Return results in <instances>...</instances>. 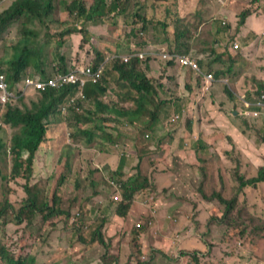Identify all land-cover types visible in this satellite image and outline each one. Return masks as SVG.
I'll list each match as a JSON object with an SVG mask.
<instances>
[{
  "label": "trees",
  "instance_id": "16d2710c",
  "mask_svg": "<svg viewBox=\"0 0 264 264\" xmlns=\"http://www.w3.org/2000/svg\"><path fill=\"white\" fill-rule=\"evenodd\" d=\"M68 1L71 3L69 6L70 11L77 10L81 13L80 11L84 7L80 1ZM118 1L113 0L108 6L105 0H97L95 8L101 11L104 10V12L106 10L110 13L116 8L115 4ZM208 1L211 0H153L144 9L146 3L136 0L134 1L133 15L135 23L140 24V32L149 31L151 27L154 30H160L161 34L164 35V41L161 45L170 46L183 39L177 45L176 52L181 53L178 51L180 50L196 58L199 65L208 71H212L215 78L220 79L222 76L231 75L236 65L241 62L240 56L244 47L240 48L239 46L238 51H236L232 46L234 43L239 41L240 38L246 42L251 33L256 38L264 37V31L262 33L253 32L255 26L248 22L249 18L255 13L253 6L262 0H228L227 9L230 14L225 23L223 17H220L217 12V3L211 2L208 4ZM50 6L51 4L46 5L45 2L44 5L37 7L35 0H0V29L10 30L17 36L26 37L28 34L26 26L22 25L20 27V18L24 17L22 13L30 10L32 13H30L31 15L28 18L36 16L41 18L48 14ZM160 13L162 15L157 16ZM170 25L174 26V31L167 30ZM132 35L133 33L129 34L127 38H130ZM194 39L195 41L191 45L190 41ZM262 57L264 58V51L262 52ZM3 59L6 60L5 64L7 67L3 66ZM61 60L63 61V67L59 71L64 73L69 72V67L65 60ZM103 60V56H96L91 65L95 68L99 67ZM28 65L29 60L24 55H21L18 61L12 55L0 57V72L7 70L9 81L11 84L16 83L20 90L23 89L24 79L26 78L25 68ZM128 72L127 66L121 63L120 59L109 60L105 64L101 80L97 84L89 82L84 88L86 98L69 107L66 112L62 111V107L65 105L69 95L74 94L80 88L79 84L67 85L63 88H49L46 91H36L32 94L30 104L27 97H24L27 103H24L21 98L12 100V107L8 104L9 108L5 113L4 120L6 127L9 128L8 132L10 134L15 132V134L11 140L9 139L11 141L9 151L6 142L0 137V166L3 169L5 164L8 167L10 162L13 163L10 178L25 179L26 189L32 195V203L29 206L19 205L11 197L9 188H5L0 184V204H3L2 207L0 206V218H3L2 223L5 225L15 220L19 226L21 225V227L29 230V234L27 235V232L21 229L22 238L20 241L24 245V248L17 251L9 249L6 246L0 248V257L4 264H33L37 259L36 253L38 247L43 245V241L39 238L41 237L39 233L46 232V238L49 240L53 236V241L57 242V244L62 243L61 239H64L63 242H66V234L68 232L74 231L77 233L79 228L82 227L74 218L97 223V229L94 228L96 229L95 235L88 237L87 234L82 232L80 233V237L77 236V239L72 243L67 242L66 253L71 258L69 259L60 253L59 256H61L62 260L66 259V262H62L61 264L120 263L124 251L121 240L124 237L127 239V247L129 249L127 255L129 259H126L127 261L130 260L128 261L129 264H149V260L147 262L145 259H142L143 256L152 257L158 253L170 257L172 251L180 244L179 241L170 236H164L162 239L158 238L160 230H157V225L162 228L165 222L173 220L172 217L175 215L168 213L162 219H158L157 217L165 209L171 210L176 205V201L172 199V192L175 193L178 185L183 189V187L186 188L187 183L193 180V177L196 179L194 173L197 168L194 164H185L181 168L185 178L184 182L179 183L175 179L174 184L170 183L166 185L167 181H165L160 186L155 175L156 167L146 174H143L141 169L145 153L152 152L155 149V145L152 143V140H148L136 146V143H138L137 136L134 142L135 149L132 153L135 158L130 166H121L122 163H120L111 172L113 174L112 179L115 182H120L119 188L123 193L121 200L117 201L118 206L116 211L111 215L107 214V218H102L99 213H102L104 210L108 211L109 209L98 206L95 202L93 205H90L88 201L89 190L85 189V201L78 212L76 208L75 210L74 208H70L74 206L73 198H65L59 192H56L49 201L39 196L40 188L36 182L39 180L35 178L36 168L33 167L35 157L32 153L34 146L31 144V141L36 144L40 143L45 136L51 133L53 127L57 126L60 129L59 133L61 135H65L66 131H69L73 140L84 142L85 144H91L95 137H101L105 140L108 139L115 145L116 138L111 129L113 126L120 128L124 126L123 122L118 118L122 117L126 118L133 127L130 132L131 136L140 132H149L157 140L159 139L158 135H156L157 125L161 121L164 125L180 122L182 129L190 132L194 123L191 110L194 109L198 101L201 103L206 95H209L207 104L205 100L201 105V111L197 112V123L206 119V124H209L213 130L218 132L220 130L219 123L223 122L218 117L222 115L229 120L230 124L235 125L241 136L246 139L252 137L249 131L253 130L251 129L253 123L245 116H237L236 118L230 116V120L226 115L228 110L225 104L219 101L215 88L210 87L208 93L204 91L202 95L205 84L203 75H195L192 71L186 72L184 87L189 95L188 97L180 98V84L177 80L175 67L171 69L163 67L161 70H157L147 63L143 70H138V73L133 77H128ZM247 79L249 80L248 77ZM248 83L249 87L245 86L244 88L245 93L249 89H253L255 97L262 94L264 83L255 84V81L251 83L250 80ZM12 89L13 86L10 87V90ZM225 91L229 98L234 100V92L228 84L225 86ZM253 94L254 92L250 96ZM194 96H198L199 98L194 99ZM175 101L184 103L180 107L182 108L181 113H176L179 107H173L171 111L165 113L166 105ZM116 103L123 105L121 111H119ZM200 103L198 104V109ZM127 106H131V108L125 109ZM177 114L179 115V120L174 119V116ZM94 121H97V125H95ZM107 123H110L111 127L107 126ZM84 124L88 125L90 130L80 128ZM5 130V128L0 127V133ZM255 133L260 140L258 146H264V136L257 134L256 131ZM150 134L149 138L146 139L151 138ZM194 136L197 140L195 149L201 151V144L205 146L202 141L204 135L201 132ZM231 138V135L226 136L228 140H231ZM229 144L234 145L231 141ZM256 145V143L253 145L249 144L247 149L255 152L256 155L262 157L264 160V155L260 152V149L256 148ZM59 153L61 154L60 160L56 166L54 165V177H52V184H55L57 188L72 185L74 189L78 190L81 188L79 185L80 178H84L87 181L86 183L91 186L102 181L101 176L105 173L101 167L93 166L91 162H88L83 167L84 170L81 171L82 165L78 166L74 158L68 156V154H63L62 150ZM225 153L233 161L231 166L233 171L227 173L229 181L235 179L237 181L235 185H237L238 190L233 193L231 198H227L224 194L226 180L220 174V178H223L224 182L214 187L210 194L202 192L204 199L217 201L219 206L218 212L212 211L210 207V212L198 210L197 206L185 219L188 222L189 228L194 226L195 231L204 226L200 236H204L207 246L204 251L201 248L194 250L193 258L195 264H210L213 261H221L227 253L233 254L234 250L231 249L232 246L230 245L232 238L243 240L241 246H236L237 250L241 252V258L258 263L254 257L256 255L264 260V238L262 237L264 216L255 211H249L242 215L238 213L236 215L232 214L235 208L245 210L247 205V202L240 199L238 194L243 192L245 195H250L248 193V186L257 189L258 183L264 182V162L254 167L248 161L247 156L236 149L234 150V154L228 151ZM174 156L177 157L176 163L173 160ZM185 158L188 159L190 157L185 156ZM179 159V153H172L169 156L173 167L177 166ZM197 160L199 162L204 161L199 155H197ZM2 161H4L3 164ZM65 163L68 164L70 171H78L77 178L73 183L68 182L70 181L69 177L65 178L61 175L64 171ZM89 167H95L96 170L102 172L100 178L97 177L96 181L85 176ZM205 167L201 166L200 170L203 174L202 178L207 180L210 171L213 169L203 170ZM245 167L248 169L243 170ZM251 167L253 168V173L249 172ZM99 173L97 172L96 175ZM104 182L110 190H116V187L110 182L108 177L104 179ZM31 187H34L35 194L32 193ZM143 191L145 192V196L141 203L137 197ZM167 191L168 193L165 195ZM262 195L263 193L260 195L259 202L262 200ZM159 196H164L165 199L159 201ZM170 197L172 198L168 199ZM176 200H181V197H178ZM138 207L142 208L140 209L141 222L136 223L133 215ZM14 209L17 210V217L15 218V215L7 220L5 213ZM55 210L62 211L68 216L72 214V220L63 217L60 223L59 218H55L59 212ZM33 216L38 217L42 222H49L51 225L59 224L60 227L53 229V233H51L52 229L42 227V232L39 231L41 226H37L38 232L34 235L33 227L36 225L33 222ZM180 218L181 220L176 227H182L181 235L186 236L187 231L185 230L184 218L182 216ZM142 227L145 230H141L140 234L136 235L137 239L131 243L129 236H132V232L139 233V228ZM56 233L64 234L59 241L55 239ZM186 254L188 252H183V255ZM55 259L58 260L60 258ZM170 260L166 257L164 258L166 263L170 262ZM187 263L185 261L183 264ZM261 264H264V261Z\"/></svg>",
  "mask_w": 264,
  "mask_h": 264
},
{
  "label": "rangeland",
  "instance_id": "374dc122",
  "mask_svg": "<svg viewBox=\"0 0 264 264\" xmlns=\"http://www.w3.org/2000/svg\"><path fill=\"white\" fill-rule=\"evenodd\" d=\"M46 2V5H61L63 4L62 0H35V4L37 7H40L41 5H44ZM212 2H216L217 5H221L227 6V2L228 0H214ZM211 1H208V4H210ZM253 9H255V13L254 15H252L248 22L254 24L255 26V30L253 32H259V31H264V0L256 3L253 6ZM32 13L30 10H27L25 15L27 17H29ZM32 21H34V25H37V21H39V18L36 17H31ZM225 22L227 21V19L224 20ZM84 24H77L74 26V28L77 29H83ZM261 31V33H262ZM85 34V33H84ZM32 30H30L27 34V36L25 37L26 40H28V43L32 42ZM86 35V34H85ZM195 38H196V33L194 34ZM158 36V37H157ZM141 37L146 38L147 40H140L139 44L142 46L143 43L144 44H161L164 41V35L161 34L160 30H154L153 27L150 28L149 31H146L144 33V35H141ZM139 39V37H138ZM256 39L255 36H253V34L251 33L248 36L247 41L245 42L244 40H242V38H240L239 41H237V43H239L240 48L244 47V50H242L241 52V62L239 63V71L240 70H245V73H243V78L241 79H233V77L230 76H222V83H216L217 85H220V89L218 90L219 92H222L225 89V86L228 84L233 92L235 94H240V95H245V100L248 101L250 99H252L253 95L250 96L252 94V92L255 91L253 89H249L248 91H244L245 86L249 87V83L248 81L250 80L251 83H253L255 81V84L259 83V81H257L255 78H252V72L250 71L252 68H256L257 74L263 75L264 76V58L262 57V52L264 51V40H262L259 44H256V42L253 43V41ZM3 41V44L7 47L2 48L1 50V45ZM68 41V39L66 40ZM194 40H191L190 43L191 45L194 43ZM74 44H76V41L73 40ZM22 44H24L23 42V38L22 37H16V35L13 38L10 39H1L0 38V52H2L6 57H9L10 55H14L16 52L20 53L22 48ZM113 45V44H112ZM135 45V42L133 40H129L127 43V50L131 49L133 46ZM233 46V45H232ZM248 47V48H246ZM142 48V47H141ZM194 50V49H193ZM233 50V49H232ZM67 51L68 49L62 53V58H64L67 62V65L69 67V71L74 73L75 69L73 68L74 66H72V64L68 61V56H67ZM181 53H184L180 50H178ZM238 51V50H236ZM75 52V51H74ZM23 54H26V59L30 60V56H27L26 52H23ZM16 57V56H15ZM149 58V50H143V52H136L134 55H131L128 59V61H125L124 59L121 60V63H123L124 65L127 66L128 68V77H133L134 75H136L138 73V70L141 69L143 70L145 64L147 63V59ZM72 60L75 62L74 58H72ZM82 60H84V56L82 57ZM3 66L7 65L6 60H2ZM75 65V64H74ZM6 74H8V71H5ZM37 74V73H36ZM249 78V80L247 79V77ZM7 79H9V76H6ZM35 79H37V77L35 76H31L30 80L31 82H33ZM218 80V79H215ZM254 85V84H252ZM28 90V88L26 89ZM226 92V91H225ZM249 94V96H248ZM33 95H31L30 97H28L27 100L29 101L31 99ZM226 96H228V94L226 93ZM229 97V96H228ZM219 101L222 98H219ZM234 105L231 107V113H229L230 110H228V113L230 114L229 117L231 116L232 118L234 117V114L232 113V111L237 110L238 108L241 109L240 113L243 115V112L245 111V108L243 106V104L241 103V100L238 99L237 101L233 100ZM198 106H194V112H197ZM182 108H179L176 113H181ZM233 114V115H232ZM239 114V113H238ZM236 116V115H235ZM246 117V116H245ZM249 121L251 123H253V126L250 130V135L253 136L254 141L259 144L260 140L258 139L255 131L257 132V134L264 136V119L260 120V121H256V120H252L251 118H248ZM258 122V123H257ZM81 128V127H80ZM163 130V125H161V130H157V132L159 133L158 138H161L165 135L161 134V131ZM255 130V131H254ZM48 133V132H47ZM15 134V132H13L12 134H10L7 130L2 132V134L0 135V137H3V139H5L7 142H9V139L11 140L13 135ZM150 134L149 132H140L137 134H133V136H131V134L129 132H127L123 137H121L117 142H118V147L116 149V153H114L112 147L107 146V145H103L102 147L99 146L97 148V152L95 153V151H92L93 153L89 154V159L88 162H91L93 166H96V164L100 165L104 170H107V172H109L108 168L106 165H102V163L100 162L101 159L107 156V160L110 161V163L113 166H116L118 164V156H120L121 154H123L121 157L123 159L124 165L129 163L130 166V162L133 159V156L131 155L133 153L134 148V142L135 139H137L136 137L138 136V143H136L137 145H141V142H145L148 140H152L155 141L154 137L150 134V139H146V135ZM166 134V133H165ZM157 135V134H156ZM167 139V138H164ZM164 139L162 138L161 140L164 142ZM177 143L176 146L180 147V146H185L186 149H190L192 151V149H194L195 147V142L191 139V137H188L186 139V137H183L182 139H180L179 137H176ZM160 141V140H158ZM202 142V141H201ZM79 143V141L73 140V145H77ZM210 143H213V140L210 141ZM31 144L34 146L32 153L34 155V157H42V158H46L49 159V170L47 168V165L42 164L41 162H37V168H36V179L39 181H36L40 191H39V196L42 198H45L47 201H49L55 194L56 192L61 193L65 198H73L74 201V206L70 207V208H76V211L79 212V208L81 207V205L84 203L85 201V189L89 190V196H88V201L90 203V205H93L94 202L99 203V201L95 198H97L96 195V191L94 186H91L89 184H87L84 180V178H80L79 179V185L81 188H79L78 190L74 189L72 185H66L65 187H61V188H57V186L54 184H52V180L48 178V175L54 177L53 174V168L55 164H58L59 161L56 159L59 155L57 154L56 150L58 149H54L52 147L51 144H49V140L47 139V136H45L43 138V141H41L40 143L36 144L33 143L31 141ZM25 145V144H24ZM213 146V144H211ZM108 147L107 150H105V147ZM72 149H74L73 146H71ZM102 149L101 152L98 154V150ZM201 149H202V154L204 156V160H205V165L206 167L203 170L206 169H213L212 171H210L209 176L207 177V180L197 176L196 179L193 177V180L190 183H187V185L185 186L186 188L183 187V189H180V191L178 193H173L172 192V197L168 198V199H174L176 201L177 204H179V206L181 204L184 203V210L185 212H180V211H176V208L178 206H174L171 210H167L165 209L164 211H162L159 216L157 217L158 219H162L165 214H172L175 216L178 215H182V217L184 218V225H185V230L188 231L189 230V225L188 222L185 221V219L187 218V216H189V214L198 206L199 209L204 205V207H202L200 210L203 211H207L210 212L209 207L212 208V211H216L218 212V203L217 201H211V200H206L202 197V192L205 193H211L212 191V186H217L218 184H222L224 182L223 178L218 179L216 177L217 175V166L214 164L213 160L216 158V153L217 150L214 148L213 149H209L208 147H205L203 144H201ZM226 150H228V152H230L231 154H234V150H238L240 152H242V154L247 155V152L242 148L239 147L236 143L234 145H227ZM82 150V149H81ZM63 154H68L70 156V154L72 156L75 155V152L73 150H70L66 147V145L62 148ZM191 153H187L188 156H190ZM145 155V159L142 160L141 163V169H142V173L146 174L147 172H150V170L153 168L152 163H156L157 159L155 157H153L152 155ZM160 160L159 164L162 165L161 167H156V171H155V175H156V179L159 182L160 186L163 185L166 181V173L165 170H163L165 168L163 159H166L164 156H162V154H160ZM206 158V159H205ZM173 160L175 161V163L177 162V157L174 156ZM145 161V166L143 167V163ZM4 161H2L3 164ZM87 162V163H88ZM86 163V164H87ZM76 164L82 165L81 167V171L84 170L83 167L86 166L85 163L80 164L78 161L76 162ZM10 165H12V162H10V164L8 165V167H6V164L4 165L3 171L6 173L9 171ZM88 166V165H87ZM127 166V165H126ZM51 167V169H50ZM257 167V166H256ZM248 168L245 167L243 170H247ZM221 171V169H219ZM233 169L230 171L232 172ZM97 172H100L99 174L96 175ZM249 172L253 173V168L251 167ZM53 174V175H52ZM63 174H68V172L64 171L61 173V175L63 176ZM102 174L101 171L96 170L95 167H89L87 173L85 174V176L92 178L94 181H96V178L99 177ZM78 175V171H70L69 173V177L73 178L71 181L68 182H74L75 179L77 178ZM102 181H104V179L107 177V174H103L102 176ZM42 179V181H41ZM237 181L235 179H232L231 183L228 185L227 191H226V196L227 198H231L230 197V193L232 191V189L235 186V183ZM0 184L2 185V182L0 181ZM4 187V185H2ZM201 188V189H200ZM32 189V193L35 194L34 191V187H31ZM9 191H10V195L11 197H13L21 206H29L32 203V195L27 191L26 189V181L24 180H19L17 182H12L11 180H9ZM107 192L112 195L115 194L117 195L118 193L123 197V193L121 192V189L118 188V192L115 193V189H109L107 188ZM168 191L166 192L165 195H167ZM248 193L251 196L252 199V204H251V208L250 211H255L259 214H261L262 216H264V182L258 183V188L255 189L253 187L248 186ZM263 193L262 195V200L260 201V195ZM91 194V195H90ZM145 196V192L143 191L141 194H139V196L137 197V199L142 203V200L144 199ZM178 197H181V200H176ZM161 199H165L164 196H159V201ZM1 200V198H0ZM259 200V201H258ZM110 204L115 203L114 200L113 202H110ZM3 204H0V206L2 207ZM98 205V204H96ZM117 204L115 203V205H112V208L109 209L108 211L104 210L102 213H99L101 215L102 218H107V214H112L114 211H116L117 208ZM208 206V207H206ZM247 206V205H246ZM140 207L137 208L135 214L133 215L134 220H136V223L141 222L140 221ZM57 210V209H56ZM55 210V211H56ZM246 210V209H245ZM244 209L238 208V210L235 212V209L232 211V214L236 215L238 214H245L247 213ZM59 212L58 215L55 216V218H59V222L61 223V221L63 220V217H67L70 220H72V214L66 215L64 212L62 211H56ZM7 220L12 218L13 216H15V218L17 217V210L14 209L12 211H7L5 213ZM2 217L0 218V248H2L3 246H6L9 249H14V250H19L24 248V245H22L21 243V238H22V233H21V229L27 232V235L29 234V230H26L24 227H21V225L19 226L18 223L14 220V221H10L8 223H6L5 225L2 223ZM74 220L78 221L79 224L82 226L81 228H79V231L77 233H75L74 231L72 232H68L66 234V242H63L64 239L62 240V243L60 244H56L53 242V236L50 238V240L53 242H51L49 239L46 238V232H43L42 227L43 228H47V229H52L53 233V229H58L60 227L59 224H54L51 225L49 222H42L41 219H39L38 217L33 216V222L35 223L36 226H34V232L33 234L35 235L38 231H37V226H41V229L39 231H42L43 233H39V235L41 237L40 240L43 241L44 246H50L51 250H50V254L52 255V262L53 264H61L62 262H66V259L61 258V256H59L60 253H62L63 255H65L67 258H71L69 254L66 253L67 250V241L72 243L74 240L77 239V236L80 237V233H85L88 235V237H90L91 235H95L96 229H97V223H93V222H87L85 219L82 220H78L75 219ZM178 224L177 221H173V220H167L165 222L164 227L161 229V227L159 225H157V230L159 231V237L160 239H162L164 236H170L175 238L177 241L180 242V244L178 245V247H176L173 251L170 257L168 256H164L161 255L160 253L153 255L152 257H147V256H143L142 259H145V261L149 260V264H165L164 262V258H168L171 259L170 262H168L167 264H183L185 261H187L189 264H195V260L193 258L194 256V250H196V248H201L203 251L206 249V241L204 239V236H200L201 232L203 230V227L201 229H197L194 234H193V239L191 240V238H189L187 235L186 236H182L181 237H175V235H179L182 233V227H176ZM83 228V229H82ZM96 228V229H94ZM141 230H145V228H139V233H134L132 232V236H129L131 239V243L134 242V240H136V235L140 234ZM262 237L264 238V231H262ZM50 234V233H49ZM56 240H58V238H62V236L64 235L63 233L59 234L56 233ZM182 241H188L186 243L187 247H184L183 242ZM241 242L243 243V240L240 238H232L230 245L232 246V250H234L233 254H226L225 257L222 258V260H218V261H213V262H209L210 264H261L262 261H264L263 259L257 257L256 255H254L255 259L258 261L257 262H253L251 260L248 259H243L241 258V252L237 250L236 246L239 247L241 246ZM240 243V244H238ZM121 244L124 246V251H123V255H122V259L119 262H114L112 264H129L128 261L130 260H126L129 259L128 255V247H127V239L124 237L121 240ZM134 245V244H133ZM43 246V247H44ZM183 248H191V250H184ZM126 248V249H125ZM202 251V253L204 254V252ZM183 252H188V254L183 255ZM55 258H60L58 260H56ZM47 257L46 256H37L36 261L33 264H45ZM125 260V261H124ZM220 261V262H219ZM148 262V261H147Z\"/></svg>",
  "mask_w": 264,
  "mask_h": 264
},
{
  "label": "clouds",
  "instance_id": "9594fccd",
  "mask_svg": "<svg viewBox=\"0 0 264 264\" xmlns=\"http://www.w3.org/2000/svg\"><path fill=\"white\" fill-rule=\"evenodd\" d=\"M76 1H80L84 7L83 10L80 11L81 13H79L77 10L70 11L69 6L71 5V3L68 0H62L63 4H61V7L63 8L65 13L67 14V16L69 18V22L66 25H62V29L59 32H56L54 34H50V33L47 34L46 39H48V40L53 39L55 41H59L60 43H65V42H68L70 40L72 41L73 40V39H71L72 36H75V35L80 36V41L78 43V46L74 50L75 51L74 54H72L68 57V61L72 64V66H74L73 67L75 69L74 74H76L80 79H85L84 85H82L81 82L78 81L76 83H69V84H66V85L60 86V87L48 86L46 89L37 88L36 85L27 86L26 80L28 78H31L32 75L37 77V79L34 80L37 82L38 80L47 81L50 78H54V77L60 76V75L71 74L72 72L69 71V72L64 73L62 71H58V72H55V71H52V72L30 71V67H31L33 62H36V58L33 55H31L27 51L26 48H22L20 53L16 52L13 55L14 58L16 56L17 61L21 55L26 56V54H23V52H26L27 56H30V57L32 56L31 59L29 60V65L25 68L26 69V71H25L26 78L24 79L23 89L20 90L19 86L16 83L11 84L9 79L6 78V76L8 74H6L5 72H0V73L4 74V76H5V80L7 82L8 90L12 91V93H14V96L11 97L10 101L8 100L7 102H1V99H0V127L5 128L7 131L9 129L6 127L4 116H5L7 109L9 108L8 104H10V107H12V105H11L12 100L22 98V101L24 103H27L24 97L25 96L30 97L36 91H46L49 88H63L67 85L79 84L80 88L77 89L74 94L69 95L65 105L62 107V111L66 112V110L69 107H72L78 101L84 100L86 98L84 88L89 82H92L93 84H97L101 80L105 64L109 60L120 59V61H121L122 59H124L125 61H128V59L131 55H134L138 51L143 52V50H149V58L147 59V63L150 64L151 66L155 67L157 70H161L163 67H167L169 69H171L172 67H175L176 73H177V70H180L184 73V76H185V73L188 71H192L195 75H199V74L203 75L205 78V84L203 86L202 95H203L204 91H207V93H208V90H210V87H212V88L220 87V85H217L216 87H215V85H216V83H222V79L220 78L218 80H215L216 78L214 76V73L212 71L206 70L204 67L199 65L196 58H193L191 55H188L185 53H177L176 52L177 45L183 39L179 40L176 43H173L170 46H164V45H161L158 43H155V44H150V43L144 44L143 43L142 46L139 44L140 40L146 41L147 39L144 37H141V35H144V33L146 31L140 32V24H136L134 21L133 9H134V1H136V0H119L115 4L116 8L114 9V11L113 12L111 11L110 13L106 10H105V12H104V10L103 11L97 10L95 8V4H96L97 0H76ZM112 1L113 0H105L106 4H108V6L111 4ZM128 1H130V6H131L130 10L127 9V4H128L127 2ZM141 1H144L146 3V5L144 7V9H145L147 6H149L152 3L153 0H141ZM212 1H214V0H211V2ZM54 7H55V5H51L48 14L39 18V20L41 22L45 23L46 17L48 16V18H49V16L52 14V12L54 10ZM223 7L225 8V11H226V16L223 19V21H224L225 19L229 18L230 13L228 12L226 5H224ZM160 15H162V13L158 14L157 16H160ZM87 21H95L97 23V26H95L94 31H90L89 28L85 29L84 27L82 30L74 28L75 25L85 24ZM224 23H225V21H224ZM174 29H175L174 26L170 25L167 30L174 31ZM5 32H7V35L11 34L10 30H6V29L1 30L0 29V38L2 40L7 38V35H5ZM131 33H133V35L130 38H127V36ZM138 37H139V39H138ZM67 39H68V41H66ZM129 40H133L135 42V45L131 49L127 50V43ZM72 43H74V42L72 41ZM2 44H3V41H2ZM237 44L239 45V43H237ZM4 47H6L4 44L1 45V48H4ZM233 48H234V45H233ZM235 50H237V49H235ZM81 54L84 55V60H82ZM88 55L90 56L89 58H88ZM3 56H5V55H3ZM96 56H98V57L103 56L104 60L101 62L99 67L95 68L91 65V62L96 58ZM72 58H74L75 62L72 60ZM181 58H188L191 61L193 60L194 62H196L197 67L193 68L192 66L181 64V62H180ZM61 59H64V58H61ZM65 62H66V60H65ZM66 64H67V62H66ZM88 68H91L93 71H100L101 76L97 79V81H94L92 77L86 76L84 74V71L87 70ZM139 70L142 71L141 69H139ZM209 74L213 75V80L207 79V75H209ZM177 80H178V75H177ZM178 83H179V81H178ZM11 86H13L12 90H10ZM184 86H185V81H184ZM27 88H28V90H26ZM180 88H181V85H180ZM184 90H185V87H184ZM234 95H235V93H234ZM179 96H180V98H182L180 95V90H179ZM255 96L256 95L253 94V98L246 101L244 98L245 95H241L238 98L235 95L234 100L235 101H237L238 99L241 100V103L243 104V106L245 108V111L243 112L244 116H246L247 118H251L252 120L260 121V120L264 119V110L261 107L257 106V101L260 100L262 96H264V92H262V94L258 95L257 97H255ZM220 101L225 104L227 110H230L231 107L234 105L233 100H231L229 97L227 99H221ZM28 102L30 104V100ZM231 102H232V104H231ZM116 105L118 106L119 111H121L123 109V107L121 106L122 104L120 105V104L116 103ZM235 111H236V113H235ZM235 111H232L235 118L237 116H242V114L240 112H238V109ZM193 112H194V110H191L192 119H193ZM255 112H259L260 113L259 116H256ZM226 115L229 117L230 114L227 113ZM118 118L123 122L124 126L122 128H120L118 126H113V128L111 129L112 133L114 134V136L116 138V141H115L116 144L115 145H113L108 139L105 140L101 137H95L94 141L91 144H85L84 142H79L77 145H73V139L71 138L69 131H66L65 135H61L58 132L57 139H55L49 133V135L47 136V139L49 140V144H51L54 149H58V150H56V152L59 156L56 159L58 161L60 160L61 154L59 153V151L62 150V148L65 145L69 149V151L73 150L75 152V155L72 156L70 154V157L74 158L75 162L78 161L80 164H83V163L86 164L88 162V159L90 158L89 154L93 153L92 151H95V153H96L97 148L99 146H101V147L103 145L110 146V147H112L113 151L116 153V149L118 147L117 141L121 137H123L127 132L130 133L132 131V128H133L132 125L127 121L126 118H122V117H118ZM174 119L179 120V115L178 114L175 115ZM229 119H230V117H229ZM94 123H95V125H97V121H94ZM161 125H163V130L161 131V134L164 135V133H166V135L155 140V141H152V143L155 145V149L152 152L145 153V155L146 154H148L149 156L152 155L153 157H155L157 159L156 163H152V164H154L153 168L162 166L159 164V161H161L160 157H159L160 154H162V156H164L166 158V156L164 155V151H165L164 146H165V142L167 139H164V138H168V137L172 136V133L174 131H176V128H178V127L182 128L181 123L178 122L176 124H171L172 127L169 130L168 127L170 125H164L161 121L157 125V130H159V131L161 130ZM107 126L111 127V124L107 123ZM81 128L83 130H90L89 126L85 125V124L81 125ZM166 129H168V132L166 131ZM188 133H192V127H191V131ZM1 134L2 133H0V135ZM157 135H159L158 132H157ZM146 138H149V134H147ZM162 138L164 139V142L161 140ZM191 139L195 142V146H196L197 140H196L195 136L192 135ZM53 140H54V144L50 143ZM158 140H160V141H158ZM4 141L6 142L7 147H8V145L11 146L10 140H9V142H7L4 139ZM71 146H73L74 149H72ZM107 146L105 147V150L108 149ZM205 146L208 147L206 142H205ZM211 147L212 146L210 145L208 148L210 149ZM9 150H10V147L8 148V151ZM101 150L102 149L98 150V154L101 152ZM224 150L228 151L226 149H224ZM192 151L194 152V155L191 157L186 155L187 157H190V158H188V159L185 158V164H187V165L194 164L196 166L197 169L195 170L194 174L197 177L196 171L201 172L200 167L204 165L205 160L203 162H199L197 160V155H199L201 158L204 159V156L202 154V149H201V151H197L194 147V149H192ZM122 155L123 154L118 156L119 165H120V163H122L121 166L124 165L123 159L121 157ZM131 155L133 156V159H132V161H133L135 157L133 154H131ZM145 155H144L143 159L146 158ZM166 160H167V158L163 159V162H164L163 165H166V163H165ZM132 161L130 162V164L132 163ZM126 165H129V163ZM55 166H56V164H55ZM96 166L101 167L98 164H96ZM198 166H200V167H198ZM33 167L37 168V165H35V158H34V162H33ZM203 167H205V165ZM12 168H13L12 165H10L9 171L5 173L2 169V167L0 166V169H1L0 181L2 182V185H4L5 188H9V180H11L12 182H17V180H16L17 177L16 178H10V176L12 174ZM47 168L49 170V167H47ZM50 169H51V167H50ZM64 169L66 172H68V174H63V176L65 178H67V177H69V173H70V170H69L67 163L64 164ZM102 170L105 174H107V177L109 178L110 182L116 187L115 193H117L118 188L120 187L121 184H120V182H115L112 179L113 174H111V172L114 169L108 168L109 172H107V170H104L103 168H102ZM163 170H165V171L172 170V168H170L166 165ZM155 171H156V168H155ZM201 174H202V172H201ZM220 174H222V176L226 180V187H225V193H224L226 196V191H227L228 185L231 183L232 180L229 181L227 173H226V175H224L223 173H220ZM220 174H218V171H217V178L218 179H220ZM56 175H57V173H56ZM202 177H203V174H202ZM35 178H36V176H35ZM48 178L53 181L52 176L48 175ZM69 178H70V181L73 179L71 177H69ZM55 179H56V176H55ZM55 179H54V181H55ZM19 180L25 181L24 178L19 179ZM218 185H220V184H218ZM93 186L95 187L94 191H96L95 196L97 197L95 199H97L99 201V203L95 202L96 204H98V206L103 207V201H106L109 203V201L113 202V200H114V202L117 204V201L121 200V198H122V196L119 193L117 195L114 194L112 197V195H110L107 192L108 186L104 181H100L98 183H95V185H93ZM217 186H212V189L214 187H217ZM237 190H238V187H237V185H235L234 188L232 189L231 193H230V197ZM238 195H239L240 199L245 200L247 202V206L245 208L246 209L245 211L249 212L250 208H251V204H252L251 196L245 195L243 192L239 193ZM116 196H119V199H115ZM115 203H112L111 205H115ZM197 209L200 210L199 207ZM237 210H238V208H235V211H237ZM181 216L182 215L174 216V217H172V219H173V221L178 222V219ZM59 234H61V233H59ZM55 235L57 236V234H55ZM175 237H179V235L177 234V235H175ZM180 237H181V234H180ZM66 239H67V237H66ZM59 240H60V238H58L57 241H59ZM61 241H62V239H61ZM54 243L57 244V242H54ZM43 246H44V244L38 247L36 255L37 256H39V255L40 256H46L47 259L45 261V264H53L52 255L50 254L51 247L46 246V245L44 247ZM0 263L4 264L1 257H0Z\"/></svg>",
  "mask_w": 264,
  "mask_h": 264
},
{
  "label": "crops",
  "instance_id": "0c3cea01",
  "mask_svg": "<svg viewBox=\"0 0 264 264\" xmlns=\"http://www.w3.org/2000/svg\"><path fill=\"white\" fill-rule=\"evenodd\" d=\"M127 9L130 10V1L127 2ZM90 5V4H89ZM217 12L220 15V17H223V19L226 16V11L225 8L221 5L216 6ZM22 15L24 17L20 18V27H22V25H25L28 32L30 30H32V42L28 43V40L25 39V37L23 38V42L24 44H22L21 48H26L27 51L33 55L36 58V62H33L31 67H30V71H35V72H58L59 69L61 67H63V61L61 60L62 58V53L65 52L67 49V56L69 57L70 55L74 54V50L77 48L78 43L80 41V36H72L71 39L76 41V44L72 43V41H68L65 43H60L57 42L53 39L48 40L46 39V35L47 34H54L56 32H59L62 29V25H66L69 22V18L67 16V14L65 13V11L63 10V8L61 7V5L55 6L54 10L52 12V14L46 17L45 19V23L41 22L40 20L37 21V25H34V21H32V18H28L25 15V12L22 13ZM82 17V16H81ZM95 26H97V23L95 21H87L84 24V28L87 29L89 28L90 31H94L95 30ZM25 28V29H26ZM14 31V28H13ZM262 31V30H261ZM259 31V32H261ZM5 35H7V32H5ZM15 36L14 32H11V34L7 35V39L13 38ZM16 37H20L17 36ZM262 40H264V38H256L254 42H256V44H259ZM253 42V43H254ZM2 50V48H1ZM4 54L2 52H0V57H2ZM81 56L83 57L84 55L81 54ZM90 56L88 55V58ZM239 66L240 64H237L234 71L231 73V77L236 78V79H241L243 78V73H245V70H240L239 71ZM252 72V78H255L257 81H259V83H264V76L257 74V69L256 68H252L250 70ZM177 75H178V81L181 85L180 88V95L182 98L188 97V93L184 90V73L180 70H177ZM217 86V84L215 85V87ZM217 90V96L219 98L222 99H227L228 96H226L225 93V89L222 92H219L218 90L220 89V87L215 88ZM262 92H264V89H262ZM236 97L238 98L239 96H241L240 94H235ZM194 99L199 98L198 96H194ZM207 99H209V95H206L205 99L203 101H198L196 103V106H198V104L200 103V107L198 109L197 112L201 111L202 109V103L205 101V103L207 104ZM184 103L181 101H175V102H170L166 105L165 107V113H167L168 111H171L174 108L177 107H181ZM232 104V102H231ZM123 107V105H121ZM131 106H127L125 109H130ZM240 108H238V112H240ZM197 112H193V126H192V133H188L187 131H183L182 128L178 127L176 128V131H174L172 133V136L168 137L166 142H165V146H164V155L166 156L167 160H166V165L170 168H172V170H167L165 171L166 173V185L170 184L171 182L174 184L175 183V179L179 182L182 183L185 181L184 175L182 174L183 170L181 168H183L185 166V156L187 155V153H191L190 157L194 155V152L191 151L190 149H186L185 146H180L177 147L176 143V137H179L180 139H182L183 137H186V139L188 137H192V135L201 133L204 135L203 137V143L205 144V142L207 143L208 147L213 144L214 148L217 150L216 153V158L213 160L214 164L217 166V171L218 174L223 173L224 175H226V173L230 172L232 170V163L233 161L230 159V156L227 155L225 152V148L227 145H229L230 141L233 142L234 144L236 143L239 147H242L246 152H247V159L248 161L252 164V166L254 165L255 167L257 165H260L264 162L262 157H259L258 155L255 154V152L248 150L247 146L249 144L253 145L255 144V141L253 139V136L250 138H245L243 136H241L237 130V128L235 127L234 124H230L227 118H224L222 115H219V119L222 120L223 122L219 123L220 125V130L217 132L215 130H213L211 128V126L209 124H206V119H204L203 121H201L200 123H197ZM229 113H231V110L229 111ZM237 115V114H236ZM258 123V122H257ZM172 127V125H170L168 127V129L170 130ZM168 129H166V131L168 132ZM60 131V129L55 126L52 128L51 131V136H53L55 139H57V134ZM213 132H217V133H213ZM164 135H166L164 133ZM227 135H231L232 138L231 140L226 139ZM213 140V143H210V141ZM50 143L54 144V140L51 141ZM257 144V143H256ZM212 146V145H211ZM213 146L211 147V149H213ZM10 146L8 145V148ZM256 148L260 149V152L264 155V146H258V144L256 145ZM115 153V152H114ZM172 153H179L180 155V159H179V163L177 164V166L173 167L172 162L169 160V156ZM107 156H104L101 159V163L102 165H106L109 169H114V167H117L119 165V160H118V164L116 166H113L110 161L107 160ZM41 162L42 164L49 165V159L46 158H42V157H35V165H37V162ZM145 161L143 163V167L145 166ZM165 165V166H166ZM205 165V163H204ZM203 165V166H204ZM221 169V171L219 170ZM196 175L202 177V174L200 171H196ZM217 177V175H216ZM16 180H18L16 178ZM181 187L178 185L177 189L175 190V193H178L180 191ZM183 202V201H182ZM175 206H178L176 208V211H180V212H185L184 210V203L181 204L179 206V204L176 203ZM204 207V205H203ZM208 207V206H206ZM103 208H108L111 209L112 205L106 201H103ZM181 220V218L178 219V222ZM190 221V219H189ZM164 227V226H163ZM162 227V228H163ZM161 228V229H162ZM194 230L195 227L192 226V228H189V230L187 231V236L189 238H193V234H194ZM159 234V233H158ZM184 247L186 246V243L188 241H182ZM240 244V243H238ZM243 247V246H242ZM184 250H188L191 248H183ZM165 264L166 261H164Z\"/></svg>",
  "mask_w": 264,
  "mask_h": 264
},
{
  "label": "built area",
  "instance_id": "2783aa9c",
  "mask_svg": "<svg viewBox=\"0 0 264 264\" xmlns=\"http://www.w3.org/2000/svg\"><path fill=\"white\" fill-rule=\"evenodd\" d=\"M238 47L239 45L237 43H234V48L238 49ZM180 62L183 65H189V66H192L193 68L197 67L196 62H194L193 60L191 61L188 58H181ZM84 74L86 76L92 77L94 81H97V79L101 76L100 71H93L91 68H88L87 70H85ZM207 79L213 80V75L212 74L207 75ZM78 81H80L82 85H84L85 83V79H80L76 74L71 73L67 75L56 76L54 78L48 79L47 81L38 80L37 82L36 81L31 82L30 78H28L26 80V84L27 86L36 85L37 88L46 89L48 86L60 87V86H64L69 83H76ZM7 87L8 86H7V82L5 80L4 74L0 73L1 102H7L8 100L11 99V97L14 96V93H12V91H9ZM257 106L261 107L264 110V96H262L261 99L257 101ZM259 114H260L259 112H255L256 116H259ZM115 199H119V196H116Z\"/></svg>",
  "mask_w": 264,
  "mask_h": 264
},
{
  "label": "water",
  "instance_id": "95a60500",
  "mask_svg": "<svg viewBox=\"0 0 264 264\" xmlns=\"http://www.w3.org/2000/svg\"><path fill=\"white\" fill-rule=\"evenodd\" d=\"M235 113H236V111H235Z\"/></svg>",
  "mask_w": 264,
  "mask_h": 264
}]
</instances>
